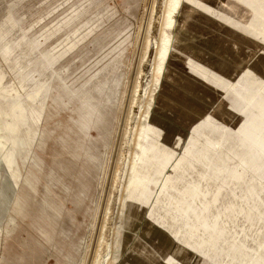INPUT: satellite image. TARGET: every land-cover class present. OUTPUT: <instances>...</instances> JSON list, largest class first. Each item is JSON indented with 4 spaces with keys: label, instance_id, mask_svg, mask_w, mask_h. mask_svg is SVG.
<instances>
[{
    "label": "rangeland",
    "instance_id": "obj_1",
    "mask_svg": "<svg viewBox=\"0 0 264 264\" xmlns=\"http://www.w3.org/2000/svg\"><path fill=\"white\" fill-rule=\"evenodd\" d=\"M236 1L246 0H217L197 15L228 14ZM170 5L0 0V110L26 108L17 143L1 133L0 157L7 149L23 173L37 170L21 191L29 219L0 222V264H264V94L245 90L264 89V21L241 25L229 44L214 25L208 34L179 23L173 45L202 62L191 73L167 61L162 78L156 54L172 45ZM219 60L228 72L215 69ZM150 100L141 153L134 139ZM44 110L57 114L48 132L37 121ZM48 187L65 204L49 239L33 228L46 230Z\"/></svg>",
    "mask_w": 264,
    "mask_h": 264
},
{
    "label": "bare ground",
    "instance_id": "obj_2",
    "mask_svg": "<svg viewBox=\"0 0 264 264\" xmlns=\"http://www.w3.org/2000/svg\"><path fill=\"white\" fill-rule=\"evenodd\" d=\"M190 1L191 0H171V5H170L169 9L167 10L166 32L168 34V37H171V35L173 37L171 38L172 45L170 47H162V49H159L157 51V54H156V56L159 58V63L156 66V70H158L160 72L162 78H164V75L166 74V71L168 70V69L166 70V68H165V65H166L165 63L167 61H169L170 65H172V61H176V62L180 61L183 69L184 68L189 69L191 71V73L194 72V69H193V67H194L193 62L194 61L193 60L197 59L198 61L202 62V60L198 59L197 57H194L190 54L185 55V54L181 53L180 50L177 49L173 45L175 33H176V30H177L179 23L182 26H187V25H194L195 22H200L202 27L198 28V29L200 31L206 32L208 34H211V26L214 25V27L216 28V30L214 31L215 39L218 40L219 38H222V40H224L225 43H228L227 41H230V39H232V37L242 35L241 34L242 28L240 27L241 25H243V24L254 25L256 23V21H258V20L264 21V16L255 15V9L260 8L263 5L260 2V0L236 1V3H234V5H236L237 2H242V4L240 6L237 5L239 7V8L237 7L238 12H237V10L236 11L233 10V7H231V11L228 14H225V13H223V10H220V13H218L214 17V19L202 18L201 16H198L197 13L200 11H202L203 13H206L208 11V9L210 8V3L215 2L217 0H197V1H199L197 5L196 4L190 5V11L188 12V14H185V15L181 14L182 8L186 4H188ZM250 14H253L251 16V18L248 17V16H250ZM194 15H195V17H194ZM178 16H181L180 20H178V18H179ZM218 26H221L222 28L220 29ZM253 33H255V31H253ZM248 40L251 41L252 39L248 38ZM219 62L221 64L220 67H218V68L216 67L215 69L221 71L222 73L228 72L229 67H227L225 65V61L219 60ZM185 64H186V66H185ZM177 69L179 70L178 67H177ZM184 76L186 78V81H185L186 83L183 82L181 86H182V88H185V87L188 88L193 83V78L185 70H184ZM120 81H121V79H120ZM161 83L163 86V81ZM246 86H248L249 88H252L251 91L245 88V90L250 92L252 95L253 94L255 95L257 93H258V95L264 94V89L257 91V88L253 87L251 82H248ZM118 87H119V85H118ZM242 90L243 89L241 88L235 92L236 96L238 98H240L241 101L243 100V98H242V92L243 91ZM115 91H116V89H115ZM114 95H115L114 93L110 94L108 97L109 100H111L114 97ZM49 100L50 99H48L47 101H49ZM235 101H237V100H235ZM251 103L252 102H250V104ZM47 104H48V102H47ZM153 105H154L153 100H150L148 105L146 106V109H147L146 114L143 116V119L139 123L140 124L139 133L135 137L136 139H134L135 140L134 145L136 147H140L141 153L145 152L146 145L150 141V136L148 135L149 127L147 126V121L150 120L149 118L151 115ZM58 107H60V106L58 105ZM24 111H26V108L23 105L11 107V108H8L5 105H2V107H1L0 114L2 115V119L4 120V128L2 125H0V135L3 131L9 132L10 133V141H12L13 144L17 143V141L14 140L13 135L16 133L17 128L20 125V120L24 118ZM53 111L44 110L42 113L37 112L38 113L37 121H40L42 123V131H44V132L49 131L51 124L53 123V121L55 120V118L57 116V114L56 113L54 114ZM33 113H35V111H33ZM41 115H45V117L41 118ZM69 115H70V113H69ZM61 117L63 118V116H61ZM260 118H257V120H260ZM57 127H58V125H57ZM41 133H40V136H41ZM48 139H49V137H48ZM27 140H28L27 138H24V139L20 140L19 143L26 144ZM136 154H138V153H136ZM22 168H23V162H22L21 157L14 156L7 149L4 150L3 154L0 157V222H1L2 218H4L5 216H8L10 219L8 225H10L11 227L18 221V218H20L19 220H22V218H23V220L29 219V212L27 210V204H26L25 196L23 197V193L21 191H22V188H23L22 186L24 183L34 184L36 181L35 178L37 177V173H36L37 170L35 168L29 170L28 173H23L21 171ZM76 204H77V202H76ZM64 205L65 204H63V202L61 200H58V199L55 200L51 196V191H50V188L48 187L47 192H46V199L43 202V208L41 209V217H40V219L42 221H44V224L46 225V230L45 229L43 230L41 223L38 222L37 226L36 225L33 226L35 232L38 234H41V236L43 235L45 238H48V239L54 238V228H53L52 222L55 219V217L59 216V211L63 208ZM17 216H18V218H17ZM19 216H21V217H19ZM60 223H58V224H60ZM9 231H10V229H9ZM56 236H57V234H56ZM53 258L57 259L55 256H53Z\"/></svg>",
    "mask_w": 264,
    "mask_h": 264
}]
</instances>
